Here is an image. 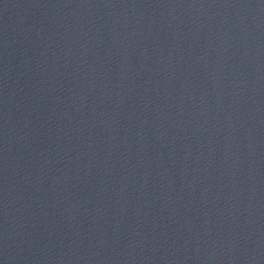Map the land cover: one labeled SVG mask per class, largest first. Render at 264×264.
I'll list each match as a JSON object with an SVG mask.
<instances>
[{"label":"water","instance_id":"water-1","mask_svg":"<svg viewBox=\"0 0 264 264\" xmlns=\"http://www.w3.org/2000/svg\"><path fill=\"white\" fill-rule=\"evenodd\" d=\"M0 264H264V0H0Z\"/></svg>","mask_w":264,"mask_h":264}]
</instances>
